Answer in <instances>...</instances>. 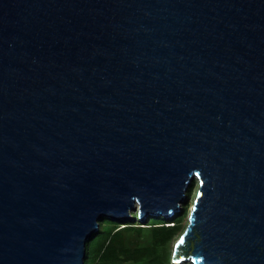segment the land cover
<instances>
[{"label": "water", "instance_id": "95a60500", "mask_svg": "<svg viewBox=\"0 0 264 264\" xmlns=\"http://www.w3.org/2000/svg\"><path fill=\"white\" fill-rule=\"evenodd\" d=\"M193 178L172 264H264V0H0V264H84Z\"/></svg>", "mask_w": 264, "mask_h": 264}, {"label": "trees", "instance_id": "16d2710c", "mask_svg": "<svg viewBox=\"0 0 264 264\" xmlns=\"http://www.w3.org/2000/svg\"><path fill=\"white\" fill-rule=\"evenodd\" d=\"M180 218V217H179ZM160 221L151 219L146 226L136 222H125L123 226L109 218L101 222L98 231L104 229V234L94 245V255L91 262L87 260L90 243L86 242L84 264H167L168 256L161 248L177 231L175 221ZM177 224V223H176ZM150 234V240L141 242L144 233ZM191 264V263H183Z\"/></svg>", "mask_w": 264, "mask_h": 264}, {"label": "rangeland", "instance_id": "374dc122", "mask_svg": "<svg viewBox=\"0 0 264 264\" xmlns=\"http://www.w3.org/2000/svg\"><path fill=\"white\" fill-rule=\"evenodd\" d=\"M197 189H198V180L197 178H193L191 179L187 186L185 187V189L183 190V201L178 203V212L171 216V217H165V216H156V215H149L148 216V220L145 223H142L139 221L138 219V204H135V207H132L134 210H130L128 209V215L130 216V218H134L133 222H136L138 225L140 226H146L147 223L150 222L151 219H160V221H172L174 219L179 218V221L176 222L175 221V225H177L178 229L177 231L173 234V236L166 242V244L160 249L161 253L164 250L166 252V255L168 256V261L167 264H172V257H173V252H174V247H175V243L176 241L179 239V237L181 236L182 232L184 231L187 223H188V217H189V213L190 210L192 208L194 199L196 197L197 194ZM105 216H102L99 220H98V229L101 226V222L105 219ZM114 222H116L115 220H112ZM125 222H129V221H125ZM125 222H116L118 224L119 227L123 226V223ZM177 223V224H176ZM94 232L92 234V236L87 240V243H90V250L91 252H89L88 258L87 260L89 262L92 261L93 259V255H94V245L97 243V240L100 237V235H103L104 233V229H100L99 231ZM141 242H146L150 240V234L149 233H144L143 237L140 238ZM163 254V253H162ZM183 263H187V262H182L180 264ZM189 263V262H188Z\"/></svg>", "mask_w": 264, "mask_h": 264}]
</instances>
